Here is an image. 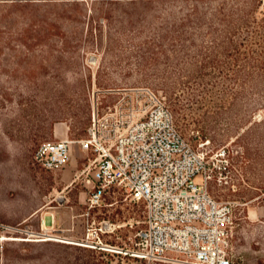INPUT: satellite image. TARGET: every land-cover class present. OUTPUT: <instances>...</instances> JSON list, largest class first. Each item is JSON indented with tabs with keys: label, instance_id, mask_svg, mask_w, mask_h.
Instances as JSON below:
<instances>
[{
	"label": "rangeland",
	"instance_id": "rangeland-1",
	"mask_svg": "<svg viewBox=\"0 0 264 264\" xmlns=\"http://www.w3.org/2000/svg\"><path fill=\"white\" fill-rule=\"evenodd\" d=\"M182 4L0 0V264H162L127 253L145 226L143 204L121 191L86 214L81 173L93 153L75 142L59 170L35 158L63 130L87 137L94 108L111 122L121 106L140 107L135 119L143 118L151 93L205 153L213 194L233 206L234 264H264L263 125L252 122L263 109H242L247 98H233L224 79L202 89L200 71L174 55L180 45L170 35L181 29Z\"/></svg>",
	"mask_w": 264,
	"mask_h": 264
},
{
	"label": "built area",
	"instance_id": "built-area-1",
	"mask_svg": "<svg viewBox=\"0 0 264 264\" xmlns=\"http://www.w3.org/2000/svg\"><path fill=\"white\" fill-rule=\"evenodd\" d=\"M149 100L140 119V107L125 112L121 106V119L113 122L94 108L87 137L44 141L36 160L62 169L78 142L94 155L81 173L88 216L121 191L145 206V226L127 253L149 263L234 264L233 206L213 194L207 157L181 133L171 107L155 93Z\"/></svg>",
	"mask_w": 264,
	"mask_h": 264
},
{
	"label": "trees",
	"instance_id": "trees-1",
	"mask_svg": "<svg viewBox=\"0 0 264 264\" xmlns=\"http://www.w3.org/2000/svg\"><path fill=\"white\" fill-rule=\"evenodd\" d=\"M181 1V29L170 35L171 45H180L174 55L185 54L189 70L200 71L202 89L224 79L233 98H247L242 109L260 105L263 117L252 122L263 125L264 155V17L257 16L264 0Z\"/></svg>",
	"mask_w": 264,
	"mask_h": 264
},
{
	"label": "crops",
	"instance_id": "crops-1",
	"mask_svg": "<svg viewBox=\"0 0 264 264\" xmlns=\"http://www.w3.org/2000/svg\"><path fill=\"white\" fill-rule=\"evenodd\" d=\"M61 129V128H60ZM59 128H58V130H56V135L57 136H59V130H60ZM69 131H68V129L67 130H63V133H60V134H63V136H60V138H65V137H68L69 136Z\"/></svg>",
	"mask_w": 264,
	"mask_h": 264
}]
</instances>
